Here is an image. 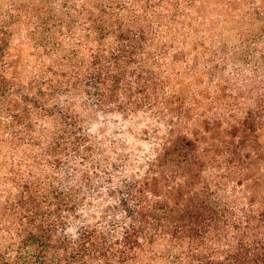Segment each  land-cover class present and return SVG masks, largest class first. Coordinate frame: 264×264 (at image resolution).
I'll use <instances>...</instances> for the list:
<instances>
[{
  "label": "trees",
  "instance_id": "obj_1",
  "mask_svg": "<svg viewBox=\"0 0 264 264\" xmlns=\"http://www.w3.org/2000/svg\"><path fill=\"white\" fill-rule=\"evenodd\" d=\"M57 1L0 9V264H264L257 117L202 104L229 59L209 1ZM263 1L243 17L264 24ZM258 46L236 75L258 78Z\"/></svg>",
  "mask_w": 264,
  "mask_h": 264
},
{
  "label": "rangeland",
  "instance_id": "obj_2",
  "mask_svg": "<svg viewBox=\"0 0 264 264\" xmlns=\"http://www.w3.org/2000/svg\"><path fill=\"white\" fill-rule=\"evenodd\" d=\"M24 1L41 3L42 0ZM59 1L60 0H58L56 4L57 9L60 8L58 6ZM208 1L209 5L204 7L203 12L206 13L208 17H211V23L209 22L208 24H205L201 27L205 33L206 45L212 46V49L219 47L221 49V53L219 54L221 55L220 58L222 59L223 55L228 53L229 59L227 63L217 68L219 78H216L214 85H212L208 75H205L202 78L204 81V84L201 86L202 90H209L210 92L208 95H211V98H203V107L211 104L209 101L214 99V102L219 107L218 110L223 113V116L227 115L229 112L228 115L230 117H238V119H240L248 111L251 113L253 118L257 117L255 122L252 119L249 120L248 125L250 127L249 131H247L251 138L249 144L251 147H255L256 150L259 149L260 151H264V108L261 109L262 96H260L262 89L261 85H264V67L260 71L258 78L251 64L249 66L241 65L242 67H240L242 68V72L240 75H236V65L233 64L234 62H232L234 59H238V56L241 54L237 52L239 49H241V46L244 45V39H256L259 44V49H263L260 50V54H264V24L257 21H250V19H245L243 17L247 9H249V5L244 2V0H239V3L236 5L235 9H227L225 5L226 0ZM49 2L50 1L46 3ZM1 8L8 9V0H0V9ZM31 28L32 27L26 24L18 26L13 37L14 45L18 46L22 41L30 43L31 41L28 37V29ZM211 28L212 31L210 30ZM191 50L192 48H190L188 51ZM205 54L206 56H210L211 52L205 51ZM255 59H257L256 56ZM237 65L239 66V64ZM0 69H2L1 62ZM188 79H192V76L188 75ZM254 85H256V87H254ZM224 87L228 89L227 92L229 91V94L222 91ZM258 88L259 90H257ZM228 101L231 104H229ZM258 101L260 103H258ZM224 107L226 109H224ZM228 121L234 123L231 118H228ZM223 126H229V123L225 121ZM232 129L237 130L234 128ZM255 137L258 138L257 141L254 140ZM263 167L264 158L257 163L255 171L260 173V168ZM262 173H260V175ZM263 187L264 184L262 185L261 189H259V193H262Z\"/></svg>",
  "mask_w": 264,
  "mask_h": 264
}]
</instances>
